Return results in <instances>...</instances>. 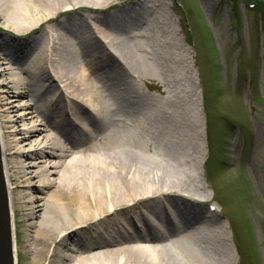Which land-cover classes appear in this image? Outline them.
I'll list each match as a JSON object with an SVG mask.
<instances>
[{"label":"bare ground","instance_id":"6f19581e","mask_svg":"<svg viewBox=\"0 0 264 264\" xmlns=\"http://www.w3.org/2000/svg\"><path fill=\"white\" fill-rule=\"evenodd\" d=\"M114 1L0 0V23L32 33L0 37V151L13 254L19 209L30 264H232L214 244L212 215L181 202L200 200L203 190L198 113L188 95L173 102L162 88L167 108L145 112L106 88L125 69L135 79H156L148 58L182 86L188 53L176 43L171 15L163 23L169 30L158 16L150 28L126 27L132 16L121 9L93 17L88 8L69 24L59 19L65 9ZM41 26L44 34L34 35ZM121 28L125 36L111 37L109 30ZM89 40L100 64L79 49ZM44 91L51 95L40 103ZM21 100L23 112L13 118L11 103ZM139 222L152 233L139 231Z\"/></svg>","mask_w":264,"mask_h":264},{"label":"rangeland","instance_id":"374dc122","mask_svg":"<svg viewBox=\"0 0 264 264\" xmlns=\"http://www.w3.org/2000/svg\"><path fill=\"white\" fill-rule=\"evenodd\" d=\"M245 1L249 0H180L183 7L176 0H116L100 7L65 9L59 19L69 24L72 15L88 8L94 10L93 17L121 9L132 16L126 27L142 29L154 25V16L160 17L163 24L164 17L171 15L176 43L188 53L189 67L182 86L175 84L166 70L158 72V59L148 58L156 79H135L125 69L124 74L114 71L106 88L109 93L124 96L127 108L145 112L167 108L162 88L169 91L173 102L188 95L189 105L198 113L193 123L199 129L197 143L203 153L204 165L198 175L203 190L200 200L183 197L181 202L212 215L208 227L214 244L232 257V264H264V30L259 13L264 0H251L258 2L256 7H248ZM42 28L37 27L34 35L44 34ZM122 28L109 30L111 37L125 36ZM164 29L169 30L166 25ZM29 34L32 33L17 34L0 23L1 38L23 40ZM85 35L86 32L80 34V38ZM90 42L79 49L85 52V58L100 64L103 57L91 49ZM6 54L18 60L9 51ZM100 72L96 75L107 80ZM50 95V91H44L38 102ZM21 102L11 103L16 105L10 112L13 118L23 112L17 106ZM57 107L53 109L56 114ZM159 200L161 206L166 199ZM19 215L16 209V264H30L32 254L22 236ZM146 215L152 219L151 213ZM142 225L138 223V227ZM127 231L131 236L138 232L132 227Z\"/></svg>","mask_w":264,"mask_h":264},{"label":"water","instance_id":"95a60500","mask_svg":"<svg viewBox=\"0 0 264 264\" xmlns=\"http://www.w3.org/2000/svg\"><path fill=\"white\" fill-rule=\"evenodd\" d=\"M0 264H15L9 217L7 187L3 175L0 151Z\"/></svg>","mask_w":264,"mask_h":264},{"label":"trees","instance_id":"16d2710c","mask_svg":"<svg viewBox=\"0 0 264 264\" xmlns=\"http://www.w3.org/2000/svg\"><path fill=\"white\" fill-rule=\"evenodd\" d=\"M250 1H251V0H250ZM259 8H261V7L259 6ZM261 10H262V20H263V26H264V9L261 8Z\"/></svg>","mask_w":264,"mask_h":264}]
</instances>
